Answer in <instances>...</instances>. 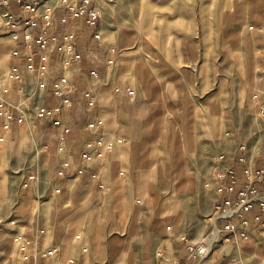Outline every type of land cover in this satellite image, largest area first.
Segmentation results:
<instances>
[{"label": "crops", "instance_id": "crops-1", "mask_svg": "<svg viewBox=\"0 0 264 264\" xmlns=\"http://www.w3.org/2000/svg\"><path fill=\"white\" fill-rule=\"evenodd\" d=\"M58 1H44L39 11L43 13L45 5L55 9L56 21L48 27L47 35L50 38L73 32L82 53L81 60L74 62L69 70L74 87L69 94L70 103L62 108L60 126L46 117H37V109L52 110L59 103L53 94V81L61 73L63 54L56 48L50 50L55 73L46 78L45 89H40L37 75L26 67L23 47L26 25L19 23L22 6L15 0L0 3V14L4 19V24L0 26V39H3L0 41L3 46L0 57L5 53L8 64L5 75L0 68V99L14 107V120L11 129L5 133V142L14 139L18 143L21 126L31 120L37 125L36 140L41 143L38 163L33 164L32 170L25 175L29 201L15 212L20 217H38V222L31 220L30 225L40 226L42 237L29 247L30 253L25 248L23 257L13 258L12 264H39L42 261L37 258L32 262V252L49 248L59 251L47 258L48 264H162L172 261L198 264L181 237L162 238L164 207L169 203L177 204L185 195L179 192V167L172 161L173 154L168 159L170 150L165 151L167 154L159 163L152 160L153 143L161 138L164 148V137H167L164 130L173 134L168 112L157 109L173 104V79L164 78L167 74L158 70L154 73L157 77L153 79L158 80L160 88H150L146 82H140L134 69L121 71L122 66L110 65L108 60L112 55L117 60L120 56L124 57L122 51L132 50L123 48L119 50L122 54H119L115 45L109 44L108 39L103 40L101 26L98 28L101 39H96V29L86 25V17H70L66 9L57 7ZM9 14L13 15V21L9 20ZM63 16L68 17L67 22L61 21ZM42 24L43 20L39 19L38 25L31 29L35 39L41 34ZM16 48L21 49L22 56H13ZM33 48L38 63L39 47L35 44ZM160 56V49L156 46H151L149 50L142 46V57ZM15 66L20 69L17 80L11 78ZM93 70L97 72L94 76ZM184 70V84L188 87L193 78L192 70ZM121 72L124 76L119 83ZM129 90H133L134 94L130 95ZM88 91L90 97L86 95ZM162 113L166 118L162 121L161 133L156 134L154 127L158 121L155 118ZM97 120H101L102 124L90 129L89 124ZM192 121L195 124V120ZM66 128L69 130L66 131ZM98 134L103 135L104 143L113 142L114 147L106 151L103 159L86 161L83 154L87 143ZM21 136L23 138V134ZM118 139L122 142L117 143ZM262 156L253 158L250 163L254 172L263 173V183H256L260 191H264ZM228 168L234 170L239 187H243L247 179L239 154L236 153L223 166V170ZM168 187L170 196L164 199L163 205H155L163 200L161 195ZM233 197L237 199L239 195L234 193ZM34 201L39 202L36 214L29 208ZM172 206L176 208L177 205ZM258 213L260 210L256 206L247 214L252 221L250 239L263 231L260 222L255 221ZM151 218H154L153 223ZM78 232L81 234H76ZM238 243L235 241L229 246L235 247ZM70 260L73 262L70 263Z\"/></svg>", "mask_w": 264, "mask_h": 264}, {"label": "rangeland", "instance_id": "rangeland-1", "mask_svg": "<svg viewBox=\"0 0 264 264\" xmlns=\"http://www.w3.org/2000/svg\"><path fill=\"white\" fill-rule=\"evenodd\" d=\"M93 1L100 13L103 40L108 39L117 51L132 50L122 51L124 57L117 60L112 55V65L122 66L121 71L134 69L140 82L150 88H160L153 79L158 70L167 74L164 78L173 79V104L157 107L168 112L173 134L164 130V148L161 138L153 143L152 160L159 163L165 151H171L168 159L173 154L172 161L178 167L182 163L186 171L179 169L178 177L179 192L185 195L172 203L176 208L170 203L164 207L162 238L187 235L189 241L199 242L212 229L209 218L215 215L213 205L223 166L236 153L240 155L242 144L247 145L250 162L264 153V118L254 99L256 91L264 88V0ZM242 15L244 26L240 24ZM247 36H256L258 42L248 41ZM236 43L242 60H237ZM142 46L147 50L156 46L161 56L142 57ZM184 69L192 70L188 87ZM123 76L121 72L119 83ZM164 117L162 113L155 118L156 134L162 131ZM28 121L20 128L18 143L14 139L0 142L4 146L0 152V264L23 257L21 248L29 249L42 237L40 226L30 225L38 217H20L15 212L29 201L25 175L38 163L41 148L36 140L37 125ZM170 194L168 187L161 195L163 200L155 205H163ZM38 206L37 201L29 204L35 214ZM150 220L153 223L154 218ZM215 250L207 264H264V231L235 247L224 243ZM38 251L32 252V262L37 258L42 261L39 264H48L43 250Z\"/></svg>", "mask_w": 264, "mask_h": 264}, {"label": "built area", "instance_id": "built-area-1", "mask_svg": "<svg viewBox=\"0 0 264 264\" xmlns=\"http://www.w3.org/2000/svg\"><path fill=\"white\" fill-rule=\"evenodd\" d=\"M11 0H0V3L6 4ZM22 6L21 16L19 23L26 25L23 36L24 56L27 59V70L31 73H35L39 79V88L45 89V80L48 76L54 75V69L52 67L50 50L56 48L62 52L63 58L61 62V73L53 81V94L59 99V103L53 107L52 110L46 108L37 109V117H46L53 121L56 125L62 124L61 112L64 105L70 103L69 94L73 89V84L70 81L69 70L74 62H78L82 58V53L78 47L76 35L71 33H64L61 36L52 35L50 38L47 35V29L49 26L54 25L56 21L55 9L52 10L51 6L45 5L44 12H40V8L43 6V2L47 0H15ZM66 9L70 17H86L85 23L87 26L96 29L94 37L98 40L101 39V34L98 31L100 27V13L93 0H59L57 7ZM56 7V8H57ZM28 13V15H26ZM9 20L13 21V15L9 14ZM42 19L41 34L35 39L31 32V29L38 25V20ZM62 22H67L68 17L63 16ZM4 24V19L0 14V26ZM39 47V62L36 63V53L34 52V45ZM14 57L23 55L21 49L16 48L13 51ZM114 60L109 59L108 63L112 65ZM11 78H20V69L18 66L13 68ZM95 70L92 71V75H96ZM129 94L133 95L134 91L129 90ZM87 97L91 96L88 91ZM254 99L257 101V109L259 116L264 118V88L256 91ZM92 104V102L90 103ZM13 106L6 100L0 99V142L5 141V133L11 129L12 122L14 120ZM22 118H20L21 120ZM100 124L101 120L94 121L89 124L90 129H95ZM69 129L66 128V131ZM122 140L118 139L117 143H121ZM114 147L113 142L104 143L103 135H97V137L87 143V147L83 154L84 160L93 161L96 159H103L106 155V151L112 150ZM239 159L244 165V175L246 182L243 187H239L238 180L232 168L222 170L218 175L219 188L217 199L214 202V216L209 219L212 221V229L209 234L199 242H191L187 239V235L181 237V240L187 244L188 252L198 260V264H207V260L210 256L214 255L215 247L224 243L231 244L235 241L246 242L250 240V228L252 221L247 214L252 211L254 207H259L260 213L255 216V221L260 222L262 230L264 231V191H260L256 183H263L262 176L254 172L250 166L247 156V145H240ZM226 156L221 155V159ZM263 161H264V155ZM248 163V166H247ZM237 193L239 198L235 199L233 194ZM225 195V196H223ZM262 231V232H263ZM79 238V237H78ZM25 251V247H22ZM87 250V249H85ZM57 248L44 249L42 255L44 257H52L58 253ZM25 258H28L26 256ZM73 260H70L72 263ZM162 264H179L178 261H172Z\"/></svg>", "mask_w": 264, "mask_h": 264}, {"label": "bare ground", "instance_id": "bare-ground-1", "mask_svg": "<svg viewBox=\"0 0 264 264\" xmlns=\"http://www.w3.org/2000/svg\"><path fill=\"white\" fill-rule=\"evenodd\" d=\"M244 15V14H243ZM240 16V24L242 25V26H244V24H245V20H244V16ZM240 29H238L237 31H239ZM250 38H251V40L254 42V43H257L258 42V39H257V37L256 36H247V40L248 41H250ZM3 39H0V41H2ZM2 47V48H1ZM238 48H239V44L238 43H236V51L235 52H237V60H242V58H241V56L239 55V53H238ZM0 49H2V51H3V46H1L0 45ZM5 53L4 54H2V56L0 57V68H1V71H2V73H3V75H5L6 73H7V69H8V64H7V61H6V57H5ZM239 63V62H238ZM4 151V146L3 145H1L0 146V152H3ZM1 158V157H0ZM179 169L181 170V171H184V172H186L185 171V169H184V167H183V164L182 163H180V165H179ZM186 174V173H185ZM29 198H30V196H29ZM169 228L171 229V226H169Z\"/></svg>", "mask_w": 264, "mask_h": 264}]
</instances>
